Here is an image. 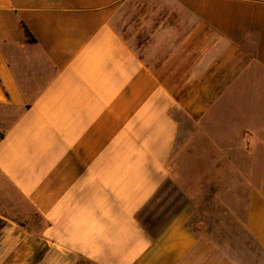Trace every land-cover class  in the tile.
Segmentation results:
<instances>
[{
	"label": "crops",
	"instance_id": "crops-1",
	"mask_svg": "<svg viewBox=\"0 0 264 264\" xmlns=\"http://www.w3.org/2000/svg\"><path fill=\"white\" fill-rule=\"evenodd\" d=\"M199 187L245 249L188 227ZM0 264H264V0H0Z\"/></svg>",
	"mask_w": 264,
	"mask_h": 264
},
{
	"label": "rangeland",
	"instance_id": "rangeland-1",
	"mask_svg": "<svg viewBox=\"0 0 264 264\" xmlns=\"http://www.w3.org/2000/svg\"><path fill=\"white\" fill-rule=\"evenodd\" d=\"M259 104L260 103L258 102L256 111L261 113V110L258 111V109H261L260 107H262V104ZM257 119L260 122L263 120L262 117H257ZM255 120L256 118L254 117L250 118L251 125L254 124L252 121L255 122ZM217 121L218 123L214 122V125L218 124L217 130H213L214 138L217 137L220 140H218L220 143L222 140L231 141L236 147L235 152H237V156L238 152L242 151L241 149L239 150L238 147L244 139V136L246 135L247 138L248 135L252 136L253 133L249 132L246 122H243L242 117L219 116ZM226 125L232 128H230L229 132H224ZM203 139L208 140L207 138ZM210 140H213L212 136ZM247 151L250 150H246V157L248 156ZM219 156L222 155L219 154ZM178 167V164L172 165V168L174 169L173 178L175 176V179L178 177ZM172 185L176 187L173 182ZM197 189H199L198 196L192 199L194 208L188 227L198 236L213 238L220 244V246L228 251H235L237 253L238 251L240 252L241 249H245L249 244V241L244 229V216L242 214H234L233 211L229 209V207H231L230 198L224 197L218 199L210 195V190L201 187ZM167 193H170V190L165 192L164 200L162 196L161 198L158 197V202L160 203L159 209H162L164 202L167 204L166 206L168 209H165V212L169 209H175L178 207V198H176L173 193L166 195ZM144 220V223L148 225L149 222L147 221V217ZM150 230L157 231V229Z\"/></svg>",
	"mask_w": 264,
	"mask_h": 264
},
{
	"label": "trees",
	"instance_id": "trees-1",
	"mask_svg": "<svg viewBox=\"0 0 264 264\" xmlns=\"http://www.w3.org/2000/svg\"><path fill=\"white\" fill-rule=\"evenodd\" d=\"M30 34H28V36H29Z\"/></svg>",
	"mask_w": 264,
	"mask_h": 264
}]
</instances>
